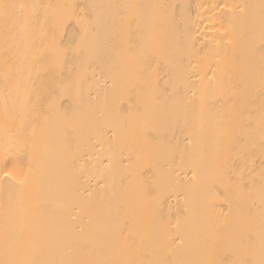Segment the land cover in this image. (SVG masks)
<instances>
[{
	"label": "bare ground",
	"instance_id": "bare-ground-1",
	"mask_svg": "<svg viewBox=\"0 0 264 264\" xmlns=\"http://www.w3.org/2000/svg\"><path fill=\"white\" fill-rule=\"evenodd\" d=\"M0 264H264V0H0Z\"/></svg>",
	"mask_w": 264,
	"mask_h": 264
}]
</instances>
